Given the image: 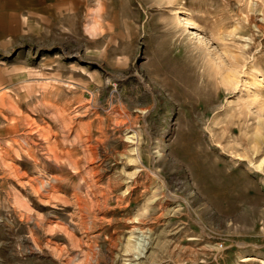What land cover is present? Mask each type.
Segmentation results:
<instances>
[{
	"label": "rangeland",
	"instance_id": "1",
	"mask_svg": "<svg viewBox=\"0 0 264 264\" xmlns=\"http://www.w3.org/2000/svg\"><path fill=\"white\" fill-rule=\"evenodd\" d=\"M0 264H264V0H0Z\"/></svg>",
	"mask_w": 264,
	"mask_h": 264
}]
</instances>
